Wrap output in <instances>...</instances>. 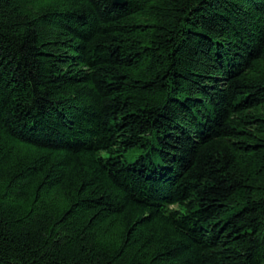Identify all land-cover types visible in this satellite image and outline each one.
<instances>
[{"label":"trees","instance_id":"trees-1","mask_svg":"<svg viewBox=\"0 0 264 264\" xmlns=\"http://www.w3.org/2000/svg\"><path fill=\"white\" fill-rule=\"evenodd\" d=\"M0 264H264V0H0Z\"/></svg>","mask_w":264,"mask_h":264}]
</instances>
